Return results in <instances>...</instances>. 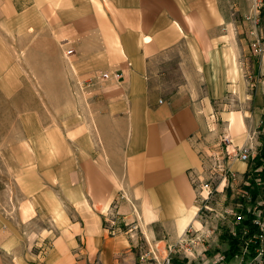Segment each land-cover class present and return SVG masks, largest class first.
<instances>
[{"label":"crops","instance_id":"obj_1","mask_svg":"<svg viewBox=\"0 0 264 264\" xmlns=\"http://www.w3.org/2000/svg\"><path fill=\"white\" fill-rule=\"evenodd\" d=\"M250 11L251 0H0V37L41 44L40 59L56 54L75 82L94 78L64 119L72 132L48 137L47 179L27 193L33 227L3 231L0 219V264H136L135 222L165 243L192 226L186 247L229 250L231 226L227 236L195 226L191 177H207L220 148L210 120H230L239 137L248 118H263L264 88L252 78L264 74V55L257 70L250 46L259 28L242 19ZM239 162L232 168L247 173ZM45 196L57 208L46 210Z\"/></svg>","mask_w":264,"mask_h":264},{"label":"rangeland","instance_id":"obj_2","mask_svg":"<svg viewBox=\"0 0 264 264\" xmlns=\"http://www.w3.org/2000/svg\"><path fill=\"white\" fill-rule=\"evenodd\" d=\"M242 19L247 20L243 16ZM256 25L259 31L256 35V41L252 43L251 39L250 46L255 55L256 69L260 70V58L264 55V7L261 12V20ZM27 39L25 37H18L16 43H11L8 37H0L1 229L3 231L11 229L12 231V228H18L23 230L24 233L28 231V228L33 227L32 217L34 218L38 214L36 206L27 197L29 195L27 193H30L35 183L47 179L44 173L41 172L42 168L40 165L42 160L46 159V155L51 148L54 153L56 150V142L53 141L51 147L48 137L51 136L52 138L57 132L65 134L72 132L67 126L63 127V122H66L64 119L72 116L73 109L71 108V102H78L82 99L81 96L86 90L84 84L88 81L77 80L75 82L70 75L71 72H59L62 60L54 53L50 54V61L41 60V44L30 45V43H27ZM3 41L6 43L5 45H3ZM69 48L66 47L63 52L66 66H68L71 57L66 55V50ZM68 75L70 76L67 77ZM90 79L91 82H94V78ZM252 83L264 88V74L258 71L256 77L253 76ZM258 100V104L264 106V93H258ZM241 107L242 112H235V115L238 114L243 117L242 104ZM262 119L258 124L253 125L252 121H250L251 118H248L244 132L239 137L230 130V120L229 123L227 121L224 122L223 119L217 120V122L216 119L210 120V134L216 136L212 144L216 145L221 139L220 136L224 133H230L231 138H234L235 142L244 148H248L250 145L249 138L254 133L259 136L262 142V137H264V123ZM251 162H248L250 166ZM239 164L242 166V169L246 167V162L240 161ZM248 179L247 173H238L237 181H235L233 187H226L222 193L224 194V199L218 197V203H215L220 208L218 210L227 207L231 212L227 216L225 225H220L221 229H224L223 235L227 236V231L231 229L230 226L236 231V226L232 223L234 218L233 213H236L238 203L244 204L243 199L246 197L243 196V190H246L245 186ZM217 182H220L219 177L214 183ZM222 186L223 184L220 186V189H222ZM45 197L44 201L46 200V203L44 205L46 210L51 207L52 210L55 207L57 208L56 205L53 206V203H51L56 200L54 197ZM261 203L264 204V201ZM247 207L251 208L252 205L247 203ZM259 210H261L262 220L264 221V208ZM197 218L199 220L196 219L195 226L202 229V223L206 225L207 222L201 223L200 221H203V219L199 216ZM147 221L151 220L147 219ZM128 226L129 232H135L138 238L135 245L137 250L136 264H139L140 255L144 257L143 261L146 263L151 262L154 256H157L161 260L167 254L168 244H174L149 239L136 222ZM209 226L212 230L218 231L215 222L212 224L209 222ZM204 236H201L198 242H204ZM261 239H263L264 245V236ZM209 250L198 252L186 247V244L176 247V251L172 255V264H213V261L224 253L223 249ZM224 254L227 256V252ZM258 256L259 262L254 260V255L251 254L244 257L245 260L243 261L244 263L248 262V264H255V262L257 264H264V252ZM238 257L234 256L233 258L226 259V264H236L241 259V256Z\"/></svg>","mask_w":264,"mask_h":264},{"label":"built area","instance_id":"obj_3","mask_svg":"<svg viewBox=\"0 0 264 264\" xmlns=\"http://www.w3.org/2000/svg\"><path fill=\"white\" fill-rule=\"evenodd\" d=\"M263 7L264 0H251V11L248 15L245 16V18L247 20L253 21L255 24H258L261 20V12ZM74 53V48H69L66 50L67 56H72ZM119 77L120 73H114L113 75H110L108 72L100 73L101 79H118ZM90 82L91 79L87 81V83ZM249 139L250 145L248 146V148H244L240 145H236L229 133H224L219 143V145L221 146L220 149L217 151V153L215 152L209 155L212 164H210V167L207 170V177L201 178L199 174H193L191 177L192 184L197 192L198 204L200 205L198 209V216L203 220L210 222L211 224L215 222L216 228L218 229H221L220 225H225L227 216L231 214L227 207L218 210L220 208H218V205H215V203H218V193L224 192L226 187H233L235 181H237V174L239 172L232 168V162L235 160L246 163L253 161L255 156L261 149L262 142L256 133L251 135ZM218 177L220 179V182L214 183ZM222 184V189H220V186ZM243 196L248 200L250 198V194L247 190H243ZM261 202L260 205H262ZM247 203L246 206L240 203L237 204L236 213H233V225H240L241 222L246 218V214L243 211V208L246 207L248 212H252L254 215L253 222L257 224L260 230L264 233V221L262 220L263 216L261 215V210H259L261 208L258 206H252L251 208H249L247 207ZM190 227L192 228V226ZM191 228H189L185 232V234L182 235L180 239L174 244H168L167 254L161 260L157 256H154L153 259L148 257L152 260L151 262L146 263L145 261H143L144 257L140 255L139 264H172V255L176 251V247H180L182 245L184 246V244L188 243L185 237L192 232ZM242 230L246 233L248 229L247 227H243ZM231 232H233V234H236L235 230H231ZM263 236L264 235H261V237ZM255 242V238H251L248 242H246V244L241 248L240 252L235 256H241V259L236 264H248V262L244 263L243 260H245L244 257L251 254L249 245ZM256 252L257 253L256 255H254V260L259 262L260 260L258 259V255L263 254L264 245L262 244L261 246H258L256 248ZM224 253L219 255L213 261V264H226L227 256ZM257 262H255V264H257Z\"/></svg>","mask_w":264,"mask_h":264},{"label":"trees","instance_id":"obj_4","mask_svg":"<svg viewBox=\"0 0 264 264\" xmlns=\"http://www.w3.org/2000/svg\"><path fill=\"white\" fill-rule=\"evenodd\" d=\"M247 174L249 179L245 188L249 192L250 198L249 200L247 198L243 199L244 206H246L245 203L248 202L252 206H258L263 209L264 204L260 205V202L264 201V137H262L261 149L252 161ZM243 211L246 214V218L236 228L237 230L235 236H232L230 239V248L227 251V259L236 256L240 252L241 248L251 238H255L256 240L255 243L249 245L251 249V255H256V248L263 244L261 235H264V233L260 230L259 226L253 222V213L248 212L246 207L243 208ZM243 227H247L248 230L246 233L242 230Z\"/></svg>","mask_w":264,"mask_h":264},{"label":"bare ground","instance_id":"obj_5","mask_svg":"<svg viewBox=\"0 0 264 264\" xmlns=\"http://www.w3.org/2000/svg\"><path fill=\"white\" fill-rule=\"evenodd\" d=\"M231 121H233V118L231 117ZM233 140H234V138H233ZM197 222V221H196Z\"/></svg>","mask_w":264,"mask_h":264}]
</instances>
